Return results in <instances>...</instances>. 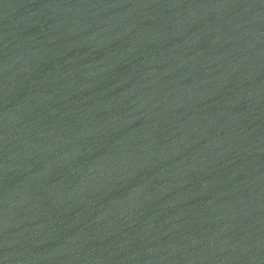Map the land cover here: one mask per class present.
<instances>
[{
	"label": "water",
	"instance_id": "obj_1",
	"mask_svg": "<svg viewBox=\"0 0 264 264\" xmlns=\"http://www.w3.org/2000/svg\"><path fill=\"white\" fill-rule=\"evenodd\" d=\"M0 264H264V0H0Z\"/></svg>",
	"mask_w": 264,
	"mask_h": 264
}]
</instances>
